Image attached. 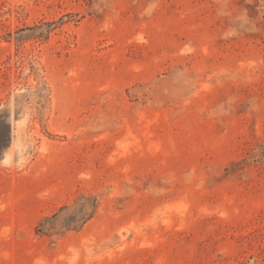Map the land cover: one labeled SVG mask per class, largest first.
<instances>
[{"label":"rangeland","instance_id":"1","mask_svg":"<svg viewBox=\"0 0 264 264\" xmlns=\"http://www.w3.org/2000/svg\"><path fill=\"white\" fill-rule=\"evenodd\" d=\"M0 264H264V0H0Z\"/></svg>","mask_w":264,"mask_h":264},{"label":"trees","instance_id":"2","mask_svg":"<svg viewBox=\"0 0 264 264\" xmlns=\"http://www.w3.org/2000/svg\"><path fill=\"white\" fill-rule=\"evenodd\" d=\"M79 199H84V200H90L88 204H85L82 207L81 212L78 214L76 220L74 222L66 221L65 223L62 224L60 222V226L65 229V231H70V230H79L86 222H88L95 214L97 208H98V202L95 197L91 196H85V195H79L78 197L75 198L73 205H65L61 207L56 213L49 217H44L36 226L35 228V233L37 235H47V233L52 229V226L46 225V222L49 220H57L62 216V213L69 210L70 208H73V206L77 203Z\"/></svg>","mask_w":264,"mask_h":264}]
</instances>
